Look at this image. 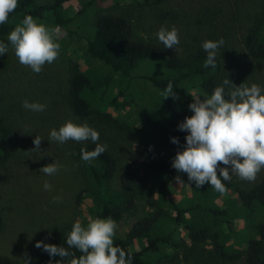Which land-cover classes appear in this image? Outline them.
<instances>
[{"label": "trees", "instance_id": "obj_1", "mask_svg": "<svg viewBox=\"0 0 264 264\" xmlns=\"http://www.w3.org/2000/svg\"><path fill=\"white\" fill-rule=\"evenodd\" d=\"M70 1L49 0L47 3H39L37 0H17L16 9L9 14L4 24H0V35H6L17 25L22 26L24 17L30 15L37 24L57 29L59 35L53 37L65 35L77 41L83 40L84 58L87 61L95 60L107 70L100 74L88 68L81 69L77 62L72 63L64 103L73 117H108L109 113L105 110L108 94L113 87L124 85L120 92L124 94L128 91L124 95L128 97L131 109H136L137 120L144 127L146 145L157 143L168 149H182L188 133L180 131L178 125L185 117L192 115L188 105L193 102V97L189 90L200 88L203 100L204 97H210L216 87L221 86L219 74L222 64L219 58L227 55L226 46L223 45L216 55V68H205L203 65L207 53L202 48L204 41H199V44L188 50L185 58H181L180 44L167 49L158 39L137 37L130 18L114 11L121 0H100L112 2L113 7L106 12L95 7V2L99 0H82L72 10L65 7ZM137 1L142 6L158 9L162 17L169 15V11L157 8L165 0ZM72 22L85 26V31L74 29ZM206 23L213 28L212 33L217 35L219 21L206 20ZM211 40H214L213 37ZM241 50V64L254 62L264 70V0L260 15L241 39ZM145 60L159 63L161 73L134 71L138 63ZM135 78L148 81L158 91L163 105L160 111L150 110L136 100L129 90V84ZM233 78L242 81L239 72H235ZM170 81L174 92L180 97L178 100L161 96ZM230 90V87L225 86V99H228L227 93ZM8 110L0 106V166L11 159L17 137L26 133V129L18 123L21 118L8 114ZM173 137L179 140V144L171 142ZM100 139L97 143L106 145ZM54 143L61 149L64 145L56 141ZM95 146L90 140H69L67 143L69 153L85 177V187L78 193L76 202L89 200L85 209L87 220L111 217L119 221L125 215H134L137 202L145 200L150 208L149 213L132 224L124 239H113V246H119L126 254H131L132 264H162L166 259L173 260L165 249L178 247L176 237L182 232L186 233L189 242L183 249L187 263L227 264L243 258L247 264H264V171L252 185L240 186L231 180H222L226 192L221 194L207 183L196 188L194 182L188 181L187 174L177 173L171 166L172 162L165 156L147 149L140 150L134 156L136 163L133 167L120 168L118 157L108 145L106 151L91 163L82 161L81 149L92 151ZM119 170L118 186L112 188L111 182ZM175 177H180L183 183L176 181ZM175 182L189 187L190 195L182 196L180 200L174 199L172 190ZM218 197L223 198L222 204L216 202ZM235 221H239L241 226H235ZM5 224L0 214V233ZM71 229L72 226H68L62 230L53 245L68 248L66 240ZM206 242L210 244L209 249L204 245ZM68 250L77 258L82 255L75 248ZM71 258H66L65 264ZM49 261L51 264L57 261L64 264L63 258L50 257L45 251L29 258V264H49ZM19 264H24V260Z\"/></svg>", "mask_w": 264, "mask_h": 264}, {"label": "rangeland", "instance_id": "obj_2", "mask_svg": "<svg viewBox=\"0 0 264 264\" xmlns=\"http://www.w3.org/2000/svg\"><path fill=\"white\" fill-rule=\"evenodd\" d=\"M111 1H96L95 7L101 12H106L113 7ZM80 3L82 0H71L65 7L72 10ZM261 6L262 0H165L157 7L164 12L169 11L168 16L162 17L158 9L142 6L137 0H121L114 11L127 15L133 23L137 37L145 40H157L156 33L162 26L167 29L175 26L179 30L181 58H185L188 50L199 44V41L211 40L212 37L214 40L211 41L223 38L227 55L219 58L222 64L220 84L222 85L225 79H229L236 86L241 83L249 87L256 84L261 87V94H264L263 68L254 62L241 64L239 61L242 52L241 39L247 28L260 15ZM91 14L92 21L93 13ZM79 19L82 20L81 17ZM215 19L219 21L216 27L217 35L212 33L213 28L206 23V20ZM45 27L52 37L59 35L57 29ZM72 27L82 32L86 29L78 22H72ZM12 30L6 35H0V41L8 44L6 54L0 55V106L8 108V114L21 118L18 123L22 124L26 133L17 137L11 159L0 166V214L6 223L0 233V264H19L24 260L25 254L28 258L34 257L43 251L35 247L37 241L54 244L66 227L73 226L78 221L86 228L91 221L87 220L85 210L89 200L76 202L78 193L85 187V177L67 149L69 140L61 149L49 139L50 130H58L66 121H72L77 125L87 123L99 133L100 140L118 157L120 168L133 167L136 163L134 156L143 149L161 154L171 162L177 152L183 151V148L168 149L157 143L146 145L144 127L137 120L136 109H131L128 97L125 96L128 91L124 93L125 95L120 92L124 85L113 87L108 94L105 106L109 113L108 117L99 115H91L85 119L73 117L64 103L72 63L77 62L81 69L88 68L100 74L105 73L107 68L95 60L87 61L84 58L83 40L77 41L63 35L53 37L54 42L60 45L56 60L51 64L45 63L42 71L37 74L29 66L21 65L15 56L13 47L8 42V35ZM60 31L62 32L61 29ZM220 50L221 47L218 51ZM160 70L162 68L159 63L145 60L140 61L134 71L151 74L161 73ZM235 72H239L242 81L234 80ZM195 89L189 90L191 96L193 98L200 96L202 100L200 88ZM129 90L136 100L148 109L155 112L161 110L163 105L159 100V93L148 81L135 78L130 82ZM25 99L30 103L44 104L46 109L42 112L27 110L22 107V101ZM35 136L41 137L42 141L40 150L33 151L31 149L35 145L32 141ZM53 162L60 165V170L56 174L49 176L40 171L43 166ZM263 171L264 168L257 173L255 181ZM119 172L120 170L111 182L112 188L118 186ZM45 180L52 186L49 191L43 188ZM231 182L240 186L254 183L241 179L235 173H231ZM185 195H190V188L175 182L172 197L180 200ZM57 196L61 199L54 202L53 198ZM216 202L222 204L223 198H216ZM149 209L145 200H139L134 215H125L119 221H115L117 228L113 239H124L132 224L147 215ZM234 224L237 227L241 226L239 221H235ZM222 225L224 228L225 224ZM176 239L179 242L178 247L165 249L173 260L166 259L162 264H190L184 260L183 255V249L189 243L186 233L182 232ZM204 245L209 249V242ZM227 264L247 263L243 258H239Z\"/></svg>", "mask_w": 264, "mask_h": 264}, {"label": "clouds", "instance_id": "obj_3", "mask_svg": "<svg viewBox=\"0 0 264 264\" xmlns=\"http://www.w3.org/2000/svg\"><path fill=\"white\" fill-rule=\"evenodd\" d=\"M17 7V0H0V24H4ZM164 48L173 49L180 44L179 30L173 26L171 30L161 27L156 33ZM8 42L14 50L15 56L21 65L29 66L37 74L42 71L45 63L51 64L58 56L60 45L54 42L50 31L42 24H37L30 15L24 17L22 26L17 25L8 35ZM224 44L223 38L217 41L206 40L202 48L207 53L203 67L216 68L217 51ZM8 44L0 41V55L6 54ZM225 86L230 87L225 99ZM256 84L250 87L241 83L234 85L225 79L221 86L214 89L210 97L200 96L193 98L188 105L192 112L191 117H185L178 125L180 131H186L183 151L177 152L172 160V167L177 173H186L189 182H194L196 188L210 184L221 194L226 192L223 181L231 180V173L237 174L241 179L254 182L257 173L264 168V94ZM163 98L180 97L173 90L170 81L161 92ZM22 107L33 112H42L46 105L30 103L27 99L22 101ZM49 139L59 143L68 140L77 142L90 140L96 146L94 150L81 149V160L91 163L100 157L107 149V145L97 143L99 133L87 125H77L66 121L58 130L52 129ZM42 138L35 136L32 143L35 147L31 150H40ZM173 144H179L177 138H171ZM223 165L224 167H220ZM60 170L56 162L43 166L40 171L45 175H54ZM176 181L183 183L180 177ZM51 184L44 181L43 188L51 190ZM60 197H54V202H59ZM116 222L108 217L96 218L90 221L87 227H82L80 222H75L68 234L66 244L68 248L58 247L37 241L36 248H41L50 257L66 258L67 264H132L131 254L119 246H113V237ZM75 248L82 255L75 254L68 249ZM24 264H29L25 254ZM51 264V261H49ZM56 264H61L57 261Z\"/></svg>", "mask_w": 264, "mask_h": 264}]
</instances>
